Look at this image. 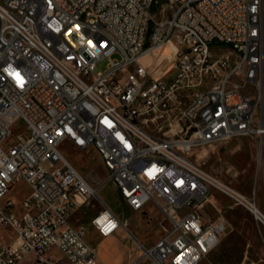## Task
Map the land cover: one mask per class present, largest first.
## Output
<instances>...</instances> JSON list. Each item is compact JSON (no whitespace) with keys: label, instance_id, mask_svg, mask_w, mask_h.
<instances>
[{"label":"built area","instance_id":"built-area-1","mask_svg":"<svg viewBox=\"0 0 264 264\" xmlns=\"http://www.w3.org/2000/svg\"><path fill=\"white\" fill-rule=\"evenodd\" d=\"M241 137L256 139L264 174V0H0V201L31 188L19 209L0 207L13 238L0 264H103L69 220L98 193L65 143L97 152L131 210L163 215L160 239L129 264H201L228 229L202 215L211 189L264 226L255 199L193 160ZM91 225L102 238L128 230L107 205Z\"/></svg>","mask_w":264,"mask_h":264},{"label":"rangeland","instance_id":"rangeland-1","mask_svg":"<svg viewBox=\"0 0 264 264\" xmlns=\"http://www.w3.org/2000/svg\"><path fill=\"white\" fill-rule=\"evenodd\" d=\"M218 49L219 46L216 45L213 48L214 52H218ZM108 64V59L100 61L95 73H104ZM22 128L21 123L15 124L8 142H16L17 134ZM61 151L98 193L96 198L71 214V224L85 227L87 241L97 250L103 264H129L136 261L142 255L138 249L139 243L150 248L162 236L163 215L153 203L144 212H136L127 207L109 181L102 160L94 149L79 150L70 143H65ZM257 155L256 139L241 137L198 149L193 160L198 161L206 171L224 184L255 199L264 213V174L258 171ZM30 194L31 188L26 182H17L0 201V207L5 208L8 201H13L19 209ZM105 205L128 222V230L121 228L108 238H102L96 233L91 221ZM202 215L207 221L224 218L228 229L217 248L201 264H264V226L244 208L235 206L226 195L211 189L209 202L202 209ZM9 241L10 235H0V242ZM50 254L56 259L63 258L56 249ZM20 264L42 263L28 256Z\"/></svg>","mask_w":264,"mask_h":264},{"label":"bare ground","instance_id":"bare-ground-1","mask_svg":"<svg viewBox=\"0 0 264 264\" xmlns=\"http://www.w3.org/2000/svg\"><path fill=\"white\" fill-rule=\"evenodd\" d=\"M173 46L169 45L167 48L163 51V58L168 59L169 56L171 58V52L173 51ZM262 211V210H261ZM263 212V211H262Z\"/></svg>","mask_w":264,"mask_h":264},{"label":"crops","instance_id":"crops-1","mask_svg":"<svg viewBox=\"0 0 264 264\" xmlns=\"http://www.w3.org/2000/svg\"><path fill=\"white\" fill-rule=\"evenodd\" d=\"M6 234H7V235H10V241H9V242H4V243L1 242V243H2L3 245H10V244L13 242L12 234L9 233V232H2V231L0 232V235H2V236H3V235H6Z\"/></svg>","mask_w":264,"mask_h":264},{"label":"snow or ice","instance_id":"snow-or-ice-1","mask_svg":"<svg viewBox=\"0 0 264 264\" xmlns=\"http://www.w3.org/2000/svg\"><path fill=\"white\" fill-rule=\"evenodd\" d=\"M18 75V74H17Z\"/></svg>","mask_w":264,"mask_h":264}]
</instances>
